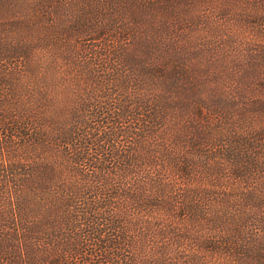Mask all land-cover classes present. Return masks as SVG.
<instances>
[{
    "label": "trees",
    "instance_id": "16d2710c",
    "mask_svg": "<svg viewBox=\"0 0 264 264\" xmlns=\"http://www.w3.org/2000/svg\"><path fill=\"white\" fill-rule=\"evenodd\" d=\"M0 264H264V0H0Z\"/></svg>",
    "mask_w": 264,
    "mask_h": 264
},
{
    "label": "rangeland",
    "instance_id": "374dc122",
    "mask_svg": "<svg viewBox=\"0 0 264 264\" xmlns=\"http://www.w3.org/2000/svg\"><path fill=\"white\" fill-rule=\"evenodd\" d=\"M78 30V29H77ZM86 33V34H88L87 33V30H84V31H82L81 33ZM82 38V37H81ZM88 38V37H87ZM87 38H82L83 40H80L79 42H78V48H80V45H85V43L84 42H82V41H84V39H87ZM71 58H72V56L70 55L68 58H67V60H66V62L67 63H71Z\"/></svg>",
    "mask_w": 264,
    "mask_h": 264
}]
</instances>
